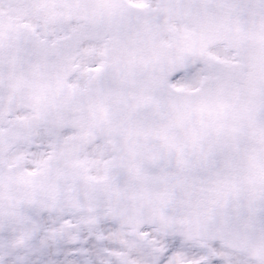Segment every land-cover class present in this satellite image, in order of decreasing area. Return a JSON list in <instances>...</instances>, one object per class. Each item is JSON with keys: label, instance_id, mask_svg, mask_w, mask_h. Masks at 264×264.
I'll return each mask as SVG.
<instances>
[{"label": "snow or ice", "instance_id": "6c2138e0", "mask_svg": "<svg viewBox=\"0 0 264 264\" xmlns=\"http://www.w3.org/2000/svg\"><path fill=\"white\" fill-rule=\"evenodd\" d=\"M0 264H264V0H0Z\"/></svg>", "mask_w": 264, "mask_h": 264}]
</instances>
